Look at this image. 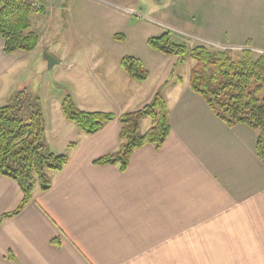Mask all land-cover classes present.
<instances>
[{"label":"crops","instance_id":"obj_1","mask_svg":"<svg viewBox=\"0 0 264 264\" xmlns=\"http://www.w3.org/2000/svg\"><path fill=\"white\" fill-rule=\"evenodd\" d=\"M229 33L210 41L217 51L246 48L255 59L264 56V26L242 24ZM42 39L30 53L7 54L0 36V105L29 87L32 67L40 72L47 64L38 61ZM151 55L159 69L168 62ZM186 60L177 57L174 67ZM101 63L92 70L96 89L82 87L81 101L73 99L82 110L117 116L147 104L174 71L172 65L153 84L152 71L139 81L110 63L99 71ZM193 66L163 90L171 124L164 145L135 151L124 171L95 163L119 150L118 119L87 134L65 118L64 96L55 103L51 93L40 94L50 149L69 161L52 174L49 190L37 188L19 213L0 224V264H264V163L256 130L230 127L216 115L191 87ZM150 125L144 119L142 132ZM21 198L18 182L0 174V217Z\"/></svg>","mask_w":264,"mask_h":264},{"label":"trees","instance_id":"obj_2","mask_svg":"<svg viewBox=\"0 0 264 264\" xmlns=\"http://www.w3.org/2000/svg\"><path fill=\"white\" fill-rule=\"evenodd\" d=\"M40 10L27 0H0V36L7 54L30 53L37 48L41 33L32 28V13ZM115 38L124 39V36L116 34ZM148 45L167 56L178 57L181 61L191 59L196 63L191 70L192 89L202 95L228 126L245 124L257 131L256 151L264 163V56L255 59L249 49L235 56L231 49L216 51L204 45L189 47L175 42L169 31L149 38ZM121 67L128 76L139 81L150 76L141 60L133 56L123 57ZM170 83L169 79L162 83L144 106L119 116L112 112L82 110L68 93L61 109L68 121L87 134H94L118 119L122 125L119 150L95 163L118 164L124 171L135 151L146 145L160 149L168 138L171 124L163 90ZM25 111H29L27 117H24ZM146 118L151 125L142 132L141 123ZM68 161L66 154H56L50 149L39 96L31 97L24 89L11 97L9 103L0 105V174L14 179L22 190L18 207L1 216L0 224L19 213L32 200L37 188L49 190L52 174L63 170Z\"/></svg>","mask_w":264,"mask_h":264},{"label":"rangeland","instance_id":"obj_3","mask_svg":"<svg viewBox=\"0 0 264 264\" xmlns=\"http://www.w3.org/2000/svg\"><path fill=\"white\" fill-rule=\"evenodd\" d=\"M39 3L46 12L32 13V28L45 38L41 41L44 48L38 61L43 63L45 53L55 52L66 63L52 68L46 64L40 72L32 67L26 78L29 86L26 91L31 97L49 92L55 103H60L67 93L81 101L78 95L82 87L96 89L98 81L92 70L97 60L102 62L98 64L99 71L106 68L107 63L121 70L123 57L138 58L152 71L153 84L172 65L174 71L168 79L185 76L190 65L196 64L193 60L185 59L183 65L174 67L177 57L155 52L148 45L149 38L166 31L175 42L216 50L210 43L215 37L230 34L242 24L256 30L264 26V0H39ZM116 34L123 35L124 39H116ZM245 49L231 50L239 56ZM151 54L163 56L168 62L162 63L159 69ZM113 72V75L118 74ZM41 102L44 114L42 99ZM46 102L48 104L49 100ZM24 113L27 117L29 111Z\"/></svg>","mask_w":264,"mask_h":264},{"label":"water","instance_id":"obj_4","mask_svg":"<svg viewBox=\"0 0 264 264\" xmlns=\"http://www.w3.org/2000/svg\"><path fill=\"white\" fill-rule=\"evenodd\" d=\"M157 1H159V0H157ZM43 58L47 62L48 68H52L55 64H58V60L50 54L45 53Z\"/></svg>","mask_w":264,"mask_h":264},{"label":"built area","instance_id":"obj_5","mask_svg":"<svg viewBox=\"0 0 264 264\" xmlns=\"http://www.w3.org/2000/svg\"><path fill=\"white\" fill-rule=\"evenodd\" d=\"M27 1H29L34 8H37V9L40 8L39 0H27Z\"/></svg>","mask_w":264,"mask_h":264}]
</instances>
